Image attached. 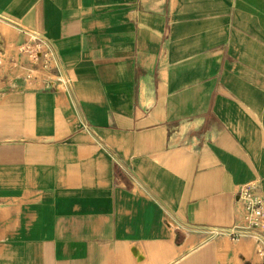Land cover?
Wrapping results in <instances>:
<instances>
[{
    "label": "crops",
    "instance_id": "0c3cea01",
    "mask_svg": "<svg viewBox=\"0 0 264 264\" xmlns=\"http://www.w3.org/2000/svg\"><path fill=\"white\" fill-rule=\"evenodd\" d=\"M37 41L61 73L23 77ZM248 182L264 0H0V264H264L213 232Z\"/></svg>",
    "mask_w": 264,
    "mask_h": 264
},
{
    "label": "built area",
    "instance_id": "2783aa9c",
    "mask_svg": "<svg viewBox=\"0 0 264 264\" xmlns=\"http://www.w3.org/2000/svg\"><path fill=\"white\" fill-rule=\"evenodd\" d=\"M44 42H25L21 44L18 50V58L15 66L20 70L25 78H32L30 68L37 65L42 60L41 67L45 70L57 69L61 73L59 63L56 60L55 65H51L46 58L48 51H44ZM29 68V69H28ZM238 200L241 204L240 221L231 227L224 229H214L215 233H223L233 241H239L243 233L255 235L256 230L264 226V198L260 194L258 185L254 182L243 184L238 192Z\"/></svg>",
    "mask_w": 264,
    "mask_h": 264
}]
</instances>
